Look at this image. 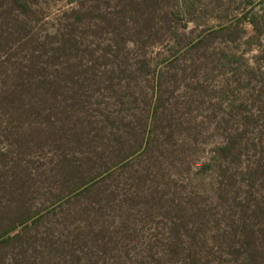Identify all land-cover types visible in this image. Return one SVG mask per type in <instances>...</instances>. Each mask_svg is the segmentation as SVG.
<instances>
[{"label": "rangeland", "instance_id": "rangeland-1", "mask_svg": "<svg viewBox=\"0 0 264 264\" xmlns=\"http://www.w3.org/2000/svg\"><path fill=\"white\" fill-rule=\"evenodd\" d=\"M19 29L0 264H264V0H0Z\"/></svg>", "mask_w": 264, "mask_h": 264}, {"label": "trees", "instance_id": "trees-1", "mask_svg": "<svg viewBox=\"0 0 264 264\" xmlns=\"http://www.w3.org/2000/svg\"><path fill=\"white\" fill-rule=\"evenodd\" d=\"M252 22H253V26H254V28L255 29H258V23L256 22V19H254L253 18V20H252ZM23 31L24 30H22V29H19V32H17V34H19L20 36V39H18L16 42H10V41H4V39L3 40H0V58L2 57V56H4V55H7V57H11V53H12V49L13 48H15L16 47V45H15V43H19V44H29L28 42H24V43H22V41L24 40V36H25V34H23ZM16 34V35H17ZM10 35H12L11 33H10ZM2 41V42H1ZM12 45H14V47L12 46ZM17 48V47H16ZM15 48V49H16ZM18 48H20V46L18 47ZM17 48V49H18ZM22 48V47H21ZM22 50V49H21ZM21 50H19V51H21ZM15 54H17V52H15L14 54H12V55H15ZM10 59V58H9ZM23 72V71H22ZM236 137V136H235ZM227 141V143H226V145L225 146H223V147H220L222 150H233V147L232 146H230L229 145V143H230V138L229 139H227L226 140ZM234 149H235V147H234ZM223 174H225V172H223ZM257 208H258V206H257ZM28 221V219L27 220H24V221H22L20 224L22 225V224H24V223H26ZM27 224H25L24 225V227L26 226ZM23 227V228H24ZM243 227V232H242V234H240L241 236H242V238L244 237L247 241H249V239H247L246 238V236L247 237H251V239L254 237V234H253V232H246L245 233V227H244V225L242 226ZM14 229H15V227H13V228H11V229H9V230H7V232L5 233V235H7V236H5L4 238H3V241L4 242H8V241H11V240H15V242H18V241H20L22 238H23V236H24V230L23 231H21V232H16L15 234H12L11 232L12 231H14ZM238 233V232H237ZM239 234V233H238ZM29 262H28V261ZM31 259L29 258V257H25L24 255H22V254H19V257L18 256H16L13 260H12V264H26V262H28L27 264H32L31 262Z\"/></svg>", "mask_w": 264, "mask_h": 264}]
</instances>
